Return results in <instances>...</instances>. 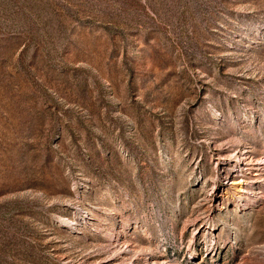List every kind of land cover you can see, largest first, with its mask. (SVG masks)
<instances>
[{"label":"rangeland","instance_id":"374dc122","mask_svg":"<svg viewBox=\"0 0 264 264\" xmlns=\"http://www.w3.org/2000/svg\"><path fill=\"white\" fill-rule=\"evenodd\" d=\"M0 264H264V0H0Z\"/></svg>","mask_w":264,"mask_h":264}]
</instances>
